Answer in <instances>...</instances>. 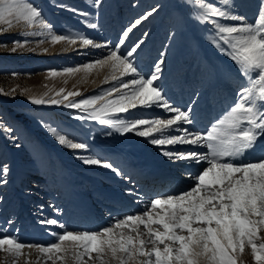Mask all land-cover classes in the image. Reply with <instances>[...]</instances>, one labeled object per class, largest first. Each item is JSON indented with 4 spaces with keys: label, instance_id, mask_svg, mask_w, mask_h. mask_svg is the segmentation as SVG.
<instances>
[{
    "label": "rangeland",
    "instance_id": "374dc122",
    "mask_svg": "<svg viewBox=\"0 0 264 264\" xmlns=\"http://www.w3.org/2000/svg\"><path fill=\"white\" fill-rule=\"evenodd\" d=\"M29 2L41 10L44 20L53 26L56 34L84 35L110 46L118 43L122 31L137 18L156 8V13L134 29L130 40L121 46V51L143 33L148 34L144 45L138 50L135 63L142 73L147 74L153 63L163 56L166 62L162 65L161 79L155 83L164 89L168 100L181 109L191 105L192 115L203 109L209 112L204 124L199 114L197 120L188 125L191 129L195 127L193 131H206L236 99V90L241 83L237 67L210 43L213 26L194 21L196 10L189 0H102L98 8L94 6L93 0ZM212 2L234 15L245 17L248 23L255 21L260 6V0H230L229 5H223L222 0ZM57 4L88 12L90 15L87 20L97 24V28H88L82 22L84 17L57 7ZM39 30V27L28 28L23 22L14 20L11 29L0 31V43L7 45L6 48L0 47V124L10 127L13 130L10 135L15 137V140L10 139L9 133L0 129V165L7 164L10 170L8 183L0 186V229L6 230L0 235L16 236L25 243L49 244L55 239L51 233L63 230L55 225L41 224V220L56 219L67 228L72 227L71 230L95 231L107 227L113 217L143 211V204L138 197L126 194V189H133L144 201L168 194L157 190H150L149 193L137 190L141 183L132 178L134 175L131 177L128 174L129 165L146 159L151 165L162 168L177 184L188 177L183 169L187 161L171 164L145 138L133 133L122 135L114 128L96 121L74 119L76 110L66 108L64 104L97 95L102 89L112 87L116 83L112 77H119V72L114 71L110 64H95L91 69L83 67L89 61L106 57L109 49L83 46L79 41L72 45L67 42L53 45L50 41L37 45L33 42L18 48L16 52L11 51L13 40L41 39L27 35ZM69 67H79V70L57 76L50 74V70ZM61 89L64 90L63 94L75 91L80 95L69 97V101H63L59 106L30 103L31 98L60 100L62 96L56 93ZM129 91L121 90L123 93ZM121 92L113 93L96 106L99 108L106 100L118 97ZM228 95L233 102L225 106V100L229 103ZM133 113L135 116H132ZM168 115L171 114L165 113L163 109L145 110L138 106L112 118ZM42 122L68 130L75 138L86 141L90 145L87 155L110 161L122 170L124 177L111 169L84 165L74 157L73 150L57 142ZM145 170L142 168V171ZM138 206L139 209L134 208ZM62 247L71 248V245L65 242ZM244 251L238 254L237 264H254L250 248ZM22 252L18 264H25L26 261L27 264H53L37 248H25ZM60 255L65 258L56 260L55 264H75L72 252ZM11 259L0 252V260L6 264H10ZM84 259L87 264H93L87 257ZM104 259L106 264H115L110 257Z\"/></svg>",
    "mask_w": 264,
    "mask_h": 264
},
{
    "label": "snow or ice",
    "instance_id": "6c2138e0",
    "mask_svg": "<svg viewBox=\"0 0 264 264\" xmlns=\"http://www.w3.org/2000/svg\"><path fill=\"white\" fill-rule=\"evenodd\" d=\"M93 2L98 8L102 0ZM189 2L196 10L194 21L213 26L210 43L235 63L241 81L234 103L204 132L186 127L194 123L191 105L184 109L174 106L164 89L155 83L161 79L162 65L166 62L163 56L153 63L147 74L137 67L135 59L147 39L146 32L121 51V46L130 40L134 29L156 13V8L137 18L122 31L118 43L110 46L84 35L56 34L53 26L44 20L41 10L29 0H0V26H7L0 27V31L11 29L14 20L23 22L28 28L40 29L27 35L41 39L13 40L12 52L33 42L37 45L49 41L53 45L60 42L72 45L79 41L83 46L109 49L106 57L89 61L83 67L91 69L95 64H110L114 71L119 72V77H112L116 83L97 95L69 101V97L80 93L69 91L63 94L61 89L56 93L62 96L60 100L31 98L30 103L59 106L63 101H69L64 107L76 110L74 119L96 121L122 135L133 133L145 138L172 163L187 161L189 164L206 165L195 175L185 173L194 183L182 192H171L144 201L133 189H126V194L138 197L143 211L113 217L112 222L102 229L76 231L56 219H44L41 224L55 225L63 230L52 232L55 239L49 244L25 243L16 236L0 235V252L12 258L10 264H18L25 248H37L53 264L65 258L60 254L69 252H72L75 264H87L85 257L93 264H106V256L115 264H237V255L242 254L246 247L250 248L254 264H264V0H260L257 17L252 23L217 6L212 0ZM229 2L222 0L223 5H229ZM56 6L84 17L82 22L88 28H97V24L87 20L88 12L65 4ZM0 47L6 48L7 45L0 43ZM78 70L79 67H69L50 70V74L57 76ZM122 89L130 91L123 93ZM118 92H121L118 97L106 100L99 108L96 106L99 101ZM138 106L145 110L163 109L165 113L174 115L112 118ZM42 123L57 142L73 150L74 157L84 165L111 169L124 177L122 170L110 161L87 155L90 145L86 141L75 138L68 130ZM0 129L15 140L10 135L13 131L10 127L0 124ZM185 144L193 148L204 147L207 151L175 150V145ZM246 155L251 158H245ZM9 171L7 164L0 165V186L8 183ZM0 232L6 230L0 229ZM65 242H69L71 248L62 247ZM0 264L6 262L0 260Z\"/></svg>",
    "mask_w": 264,
    "mask_h": 264
},
{
    "label": "bare ground",
    "instance_id": "6f19581e",
    "mask_svg": "<svg viewBox=\"0 0 264 264\" xmlns=\"http://www.w3.org/2000/svg\"><path fill=\"white\" fill-rule=\"evenodd\" d=\"M245 11H246V9H245ZM230 98H231V96L228 95L227 96V100L229 101V103L225 100V102H224L225 106H227L228 104L233 102V100H231ZM199 114H201V119L203 120L202 124H204L205 121H207V119L209 118V112H207L205 109H203L201 112L199 111L198 114H193L192 118H193L194 121L197 120V117L199 116ZM171 115H173V114H171ZM186 127H189V126L186 125ZM191 130L193 131V130H196V129H195V127L194 128L192 127ZM197 131L201 132V129L197 130ZM126 145H127V143H126ZM133 146H135V145H133ZM167 147L168 148H172L173 146H167ZM174 147H175V150H193V151L206 152V148H204V147L193 148L192 145H187V144H185V145H175ZM245 158H249L250 159L251 156L250 157L246 156ZM144 160L145 161H138L136 164L129 165V167H128L129 168L128 174L131 175V177L134 175L132 178H135L137 181H139L141 183V185H138V189L137 190H139V189L143 190V191H145V193H147V192L149 193L150 190H153L151 192H154V191L157 190V192L163 194V193H171L173 191L182 192V191H184V190H186V189H188L190 187V185L192 183V180H190L189 178H187V179L181 181L179 184H177V181L176 180L172 181V179H171L172 177H170L169 175L165 174L163 172L162 168L155 167V166L151 165V163H149L148 160H146V159H144ZM177 163H171V164H177ZM203 165L204 164H189V162H186V164L183 165L184 166L183 167L184 173L191 172L193 175H195V173H197L199 171V169H201V167ZM142 168H146V170L142 171ZM169 179H171V180H169ZM168 183H172V185L168 184ZM142 186H144L143 189L141 188ZM166 188H168V189H166ZM134 208L139 209L140 207L138 206V207H134ZM113 210H115V209H113ZM108 217H110V216H108ZM68 228L72 229V227H70V226ZM245 250L247 252L248 248L246 247ZM244 253H245V251H244ZM237 257H239V256L237 255ZM244 261H246V258H245ZM249 261H250V259H249Z\"/></svg>",
    "mask_w": 264,
    "mask_h": 264
}]
</instances>
